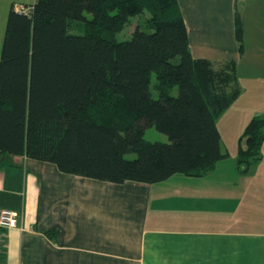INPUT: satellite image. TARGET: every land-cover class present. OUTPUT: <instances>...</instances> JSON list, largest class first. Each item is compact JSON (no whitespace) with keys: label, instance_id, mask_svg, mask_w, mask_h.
Returning a JSON list of instances; mask_svg holds the SVG:
<instances>
[{"label":"trees","instance_id":"16d2710c","mask_svg":"<svg viewBox=\"0 0 264 264\" xmlns=\"http://www.w3.org/2000/svg\"><path fill=\"white\" fill-rule=\"evenodd\" d=\"M234 35L242 52L237 5ZM239 92L236 60L192 56L178 0L11 3L0 47V166L11 154L116 183L202 175L228 155L216 119ZM148 126L168 140L146 139ZM263 138L264 116L253 115L239 136L241 171L260 158Z\"/></svg>","mask_w":264,"mask_h":264},{"label":"crops","instance_id":"0c3cea01","mask_svg":"<svg viewBox=\"0 0 264 264\" xmlns=\"http://www.w3.org/2000/svg\"><path fill=\"white\" fill-rule=\"evenodd\" d=\"M9 1L0 0V26ZM178 3L194 58L236 60L240 92L216 119L228 155L202 175L116 183L7 154L0 209L22 218L5 230L0 264H264V138L260 158L245 171L235 160L245 125L264 116V0Z\"/></svg>","mask_w":264,"mask_h":264},{"label":"rangeland","instance_id":"374dc122","mask_svg":"<svg viewBox=\"0 0 264 264\" xmlns=\"http://www.w3.org/2000/svg\"><path fill=\"white\" fill-rule=\"evenodd\" d=\"M12 2L15 3V5H17L19 8L27 9L28 3L33 2V1L25 2V1H18V0H10L8 4L10 5ZM146 15H147V13H142L141 15H136V16L130 17L129 21L125 24V26L122 28V30H120L116 34L117 38L119 40L127 39L130 36L134 27L137 25V23L141 22V20ZM4 28H5V25H3L1 23L0 37L2 36V38L4 35ZM2 38L0 39V47H1ZM144 137L148 140H161V141H167L168 140L167 136L164 133L158 131L154 126H148L145 128ZM126 156L132 157V156H134V154L128 153V154H126Z\"/></svg>","mask_w":264,"mask_h":264},{"label":"built area","instance_id":"2783aa9c","mask_svg":"<svg viewBox=\"0 0 264 264\" xmlns=\"http://www.w3.org/2000/svg\"><path fill=\"white\" fill-rule=\"evenodd\" d=\"M22 9V8H21ZM22 213L12 209H0V248L4 245L5 230L19 226Z\"/></svg>","mask_w":264,"mask_h":264}]
</instances>
